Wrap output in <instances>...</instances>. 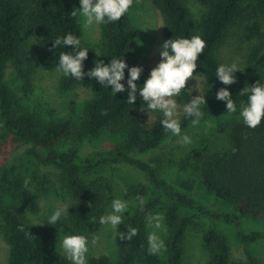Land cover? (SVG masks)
Listing matches in <instances>:
<instances>
[{
    "label": "trees",
    "instance_id": "obj_1",
    "mask_svg": "<svg viewBox=\"0 0 264 264\" xmlns=\"http://www.w3.org/2000/svg\"><path fill=\"white\" fill-rule=\"evenodd\" d=\"M149 1L161 16L164 41L200 35L206 42L196 69L203 74L201 95L206 96V105L201 106L202 117L228 112L225 102L215 97L219 88H228L239 107L247 99L244 87L258 80L264 83V0H195L202 7L197 18L188 8V0ZM73 7L78 8L77 0H0V128L23 147L0 166V217L8 246L6 264H70L54 247L51 225L39 237L35 225L25 219L22 211L8 204L7 198L35 213L39 205L33 188L39 186V194H46L51 179L45 170H52L59 175L72 202L69 227L79 231L104 214L110 181L103 178L98 181L97 175L116 166L131 167L144 179L124 191L123 197L138 205L125 216L118 230L135 226L138 233L130 240L116 239L114 261L107 255H99L89 257V264H160L159 257L148 251L146 238L147 216L160 204L161 195L168 199L164 208L166 264H182L185 234L203 217L214 224L220 221L235 224L247 264H260L247 244L257 242L264 234L245 233L241 221L264 222V119L255 128L242 121L233 123L220 152L209 155L203 149L184 152L178 168L188 170L190 176L173 181L164 175L166 167L141 158L175 136L161 125L162 115L144 121L138 98L131 106L125 101L126 93L113 96L111 86L108 89L88 77L78 81L62 74L61 89L81 86L88 91L75 118L74 104L69 108L70 114L52 118H42L20 106L5 81V70L19 59L30 42L54 67L60 52L71 51L64 45L52 47L53 40L65 32L79 36L81 46L89 48L85 70L97 59L107 63L113 57H123L126 61L131 55L136 29L129 10L118 21L100 25L99 54H96L84 40L80 16L70 15ZM220 63L237 65L233 84L223 85L216 79L215 69ZM191 96L195 95L182 90L175 99L183 105ZM178 119L183 132L191 128V118H185L183 110ZM106 130L119 134V142L81 154L85 141ZM30 174L38 177L30 180ZM195 178L205 189L213 191L217 199L231 205L233 212H210L196 201ZM138 197H143V206ZM214 224H209L200 236L207 256L205 264H229L227 240Z\"/></svg>",
    "mask_w": 264,
    "mask_h": 264
},
{
    "label": "rangeland",
    "instance_id": "obj_2",
    "mask_svg": "<svg viewBox=\"0 0 264 264\" xmlns=\"http://www.w3.org/2000/svg\"><path fill=\"white\" fill-rule=\"evenodd\" d=\"M78 7H79V0ZM187 6L192 15L197 18L202 11V7L195 0H188ZM129 16L131 22L136 29V38L134 42V49L131 55L127 58L126 63L129 66L139 65L143 67V72L136 83L142 85L143 81L152 67L159 60L158 51L160 45L164 42L163 24L159 12L154 8L149 0H133L132 6L129 9ZM84 40L92 47L96 54H99L100 45V25H94L86 28L83 25V18L80 17ZM5 81L10 86L18 98L20 106L35 115L42 118L59 117L70 114L69 108L72 104L75 105V118L81 111L82 102L88 96V91L81 86H76L70 90H63L60 88V78L62 73L55 70V67L48 63V61L37 52L34 43L30 42L24 47L22 54L15 63L6 66ZM197 71L194 70L193 75ZM127 77V70H125ZM192 79V80H191ZM186 82L185 89L187 92L194 95H201L203 76H194ZM182 91V90H181ZM140 106V113L144 121H152L159 113L148 110L145 107L142 98L137 96ZM178 117L182 112V105L178 103ZM177 117V118H178ZM242 121L239 117V112H219L206 117H201L200 124L191 126L185 133L192 137V143L189 145L181 144L178 137H172L167 140L158 149L141 156L145 160L157 162L159 166L165 168L164 175L173 181L181 179H188L189 171H182L178 168V163L184 158V152L192 149H203L206 155L216 151H222L225 148L226 141L231 131V126L235 122ZM120 135L110 132L108 130L102 131L95 138L89 139L81 146V154H85L94 149L109 148L119 142ZM68 147V146H66ZM23 147L18 145L11 137L7 136L0 128V166L16 155ZM65 148V147H64ZM180 161V162H179ZM40 171V170H38ZM43 173V171H40ZM51 179L48 192L46 194H39L37 186L33 188L34 194L37 196L39 210L31 213L13 202L6 199V202L14 208L23 212L25 219L31 224L35 225L36 233L39 237L44 236L48 224L45 223V217L48 213L57 207H68L69 215L72 205L69 195L64 189L61 179L57 173L52 170H45ZM32 179L38 177L37 174L29 175ZM110 181L107 196V204L104 214L110 210L109 205L112 199L123 197L124 191L143 182V176L135 169L128 166H116L109 168L104 172H99L97 180ZM36 185V184H35ZM194 194L193 198L199 203L203 204L204 208L210 212H225L231 213L232 207L229 204L217 199L213 191L205 189L197 178L193 181ZM128 201V210L125 216L138 205L134 200ZM168 204V199L160 196V204L153 213L160 212L164 217V208ZM186 211V210H184ZM68 215L62 216L61 219L54 225H51L52 235L55 238L52 240L55 249L61 253L60 240L65 233H80L88 237L89 241L96 238L97 243L90 245L88 258L107 255L113 261L116 257L117 243L113 240V230L110 226H102L96 223L97 220L85 226L82 230L72 231L68 223ZM103 215V214H102ZM196 225L189 227L185 234L184 251L182 264H205L207 260L206 253L202 249L200 236L201 232L209 225L214 224L208 218H201L196 221ZM215 228L225 236L229 246V264H247V257L239 242L237 228L235 224L225 223L220 221L214 224ZM50 226V225H49ZM120 226V225H119ZM117 227V231L119 230ZM242 230L245 233L253 231H260L264 234V222L251 221L242 219ZM51 230V229H50ZM156 231L157 234L165 241L167 228L163 220L160 229H153L148 224V233ZM4 225L0 217V264H6L8 258V246L4 239ZM247 248L253 253L260 264H264V237L260 238L255 243H248ZM159 259L160 264H166L165 247L155 253ZM140 264V263H136Z\"/></svg>",
    "mask_w": 264,
    "mask_h": 264
},
{
    "label": "clouds",
    "instance_id": "obj_3",
    "mask_svg": "<svg viewBox=\"0 0 264 264\" xmlns=\"http://www.w3.org/2000/svg\"><path fill=\"white\" fill-rule=\"evenodd\" d=\"M133 0H79V7H73L70 15L83 18V25L90 28L94 25L107 24L118 21L128 12ZM205 40L200 35L191 37H179L165 40L159 48V60L152 67L143 81L138 85L143 67L139 65L129 66L123 57H113L107 63L103 59L94 61L90 69L85 70L84 61L87 59L89 48L81 46V39L72 32H65L63 36H57L53 40L52 47L64 45L70 47L71 51H62L59 54L55 70L65 77H72L81 81L84 77L94 80L98 85L108 88L111 86V93H126V102L133 105L139 95L148 110L162 115L160 123L166 131L179 138L181 144L189 145L192 137L183 132L178 117L177 97L181 90L185 89L186 82L194 76H203L197 72V61L205 48ZM96 57H102L96 55ZM127 70V77L125 76ZM235 63H220L216 66L215 76L223 85H231L236 81ZM192 80V79H191ZM205 82L207 78L204 77ZM187 92L188 90H184ZM247 93L246 101L242 100L237 106L226 87L219 88L215 97L225 102L226 110L229 113L239 112L242 122L249 128L260 125L264 119V83L259 80L250 86L243 88ZM202 105H206V96H191L183 103L182 110L185 118H191L193 127L200 124L203 112ZM28 185V179L24 181ZM139 204L143 206V197H138ZM110 210L100 215L96 223L102 226H110L113 230V240H130L138 233L135 226H127L126 231H117V227L123 224L126 219L125 213L128 210V201L121 198H114L109 205ZM68 207H57L45 217L48 225L56 224L62 216L68 215ZM163 214L152 213L147 216V222L153 229H160L163 224ZM148 251L157 253L164 247V240L156 231L147 235ZM97 243L96 238L89 241L88 237L80 233H65L60 240V248L70 264H89L88 253L90 245Z\"/></svg>",
    "mask_w": 264,
    "mask_h": 264
}]
</instances>
